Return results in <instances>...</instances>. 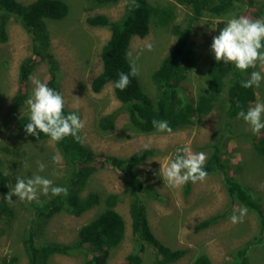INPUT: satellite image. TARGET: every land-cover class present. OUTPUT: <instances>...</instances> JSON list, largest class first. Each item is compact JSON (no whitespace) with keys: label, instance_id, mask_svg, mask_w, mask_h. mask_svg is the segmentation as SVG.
<instances>
[{"label":"rangeland","instance_id":"374dc122","mask_svg":"<svg viewBox=\"0 0 264 264\" xmlns=\"http://www.w3.org/2000/svg\"><path fill=\"white\" fill-rule=\"evenodd\" d=\"M17 1L28 4L33 0ZM62 1L68 5L67 15L59 20H47L46 26L50 51L59 65L56 81L64 97L65 107L76 112L85 124L80 132L82 142L97 155L117 157H127L148 144L154 154L140 164L135 172L161 197L160 200L144 199L154 235L173 249L186 250V255L174 264H193L201 255H206L211 264H228L239 247L259 234L258 221L253 212L247 210L242 222L232 223L230 218L233 215L239 217L242 206L229 198L219 175L213 173L207 175L203 182H190V188L185 193V184L172 188L164 182L160 167L170 159H175L177 149L185 145L190 146L194 153L203 152L208 157L212 144L223 135L221 149L231 177L244 185L254 197L264 201V156L258 155L251 142V138L256 135H253L248 124L235 117L229 121L232 135L227 136V127H222L221 102L215 103L207 115L192 118L190 125L173 130L171 134L137 132L129 123L123 105L115 99L110 83L99 93H93L90 89L91 81L101 71L100 52L110 32L105 27H91L85 20L96 15L117 20L124 13L127 0H118L116 4H101L95 0ZM152 1L172 6L175 18L169 26L151 23L145 38H132L127 57L130 64L138 69L137 78L143 92L153 98L155 90L151 75L176 40L171 27L174 24L184 26L189 13L172 0ZM254 2L260 6L264 0ZM255 12L256 7H250L247 0H242L229 14L205 17L198 22L192 37L195 67L179 84L181 97L194 102L198 93L203 91L202 81L206 77L207 63L215 60L210 47L212 39L219 34L226 21L239 16L256 19ZM7 35L8 40L0 44V170L9 175L11 190L17 177L27 179L33 175L46 177L56 186L67 173L68 165L50 139L33 142L17 127V119L29 115V110L25 102L15 107L12 101L18 91V67L23 59L32 55L31 38L16 23L7 26ZM148 44L152 45L151 51L147 50ZM250 69L264 76V66L259 63L256 68ZM46 75L47 64L39 62L31 76L45 83ZM33 87L29 80L25 88V100L31 96ZM254 90L255 100L251 106L264 102V80ZM108 114L115 115L114 128L101 131L99 120ZM162 138H166V141ZM54 156L61 158L59 162L53 161ZM38 161L46 165L43 172L38 170ZM88 191L101 197L113 193L118 195L115 209L125 222V235L120 245L111 250L108 264H122L134 249L128 212L132 196L121 175L106 168L98 169L89 178L82 194ZM43 197L39 195V199ZM11 199L13 204L6 203L12 210V216L0 217V264H26L21 235L30 219L32 202L20 201L15 195ZM101 210L102 204L77 218L65 212L55 214L44 229V239L70 243L75 239L78 229ZM209 218L215 219L209 227L195 231L198 223ZM248 259L249 264H264V234L262 244L251 245ZM84 260V253L79 252L70 256L54 255L48 264H82ZM145 260L144 264H147L148 257Z\"/></svg>","mask_w":264,"mask_h":264},{"label":"trees","instance_id":"16d2710c","mask_svg":"<svg viewBox=\"0 0 264 264\" xmlns=\"http://www.w3.org/2000/svg\"><path fill=\"white\" fill-rule=\"evenodd\" d=\"M184 7L189 13L184 26L172 25L171 32L176 40L169 52L162 58L159 66L151 75L155 95L149 97L143 92L137 76H130V83L123 90L115 89L113 83L118 73H128L132 65L128 61V50L132 38H145L150 24L169 26L175 18L174 10L169 5H159L152 0H135L139 7H133L132 0H127L124 13L117 20H109L104 15L89 16L86 23L91 27H105L110 35L100 52L101 71L91 81L90 89L99 93L111 84L115 99L123 105L128 113V120L133 129L140 133H153L156 129L152 120H166L173 130L191 124V119H198L213 110L214 104L221 102L223 107V128L227 136H231L229 121L237 117L240 101L247 110L255 100V90L242 88L241 81L250 77L251 69L241 72L234 65L224 64L216 60L207 63L206 77L202 81L204 88L194 102L180 96V82L195 67V49L192 37L198 22L205 17H220L229 14L242 0H172ZM97 3L116 4L118 0H95ZM250 7H256L255 18L264 17V3L260 6L254 0H247ZM255 4V5H254ZM68 13V5L62 0H33L28 4L17 0H0V44L8 40L7 26L11 23L20 25L31 38L32 55L22 60L18 67V91L13 97V105L20 107L25 102V88L35 67L39 62L47 64L46 84L60 92L57 84L59 65L50 51V37L46 26L47 20L62 19ZM70 110L64 107V114ZM114 114H108L99 120L101 131L114 128ZM29 122V115L17 119V127L33 142L50 139L43 133L39 139L28 135L24 129ZM80 135V133H79ZM223 135L212 144L211 152L206 159L204 170L209 174H217L225 186L232 201L253 212L258 225L259 234L254 240L246 242L234 253L228 264H249L248 251L252 244L263 243L264 234V201L254 197L239 181L233 179L224 159L221 143ZM254 150L264 156V130L251 138ZM56 149L63 156L68 171L56 185L67 187L68 195L52 196L50 193L40 199L42 204L33 201L30 204L31 216L21 235V244L27 259L26 264H48L54 255L70 256L83 252L85 260L82 264H108L111 250L117 248L125 235V222L116 211L117 194H106L101 197L95 192L82 194L89 178L98 169L117 171L130 192L129 203L130 229L134 241V249L122 264H174L186 255L185 249H173L162 243L153 233L147 218L145 198L160 200L156 189L146 185L136 174V168L154 154L152 149H141L127 157L100 156L87 147L82 140L76 141L69 136L54 142ZM1 164V161H0ZM190 182L185 184L188 192ZM12 182L9 175L0 170V217H11L12 210L4 200L11 191ZM102 204L101 210L88 223L82 225L76 237L70 243L50 242L44 239V229L55 214L65 212L72 217H80L85 212ZM214 218L198 223L195 231L209 227ZM254 241V242H253ZM193 264H211L206 255L195 259Z\"/></svg>","mask_w":264,"mask_h":264},{"label":"clouds","instance_id":"9594fccd","mask_svg":"<svg viewBox=\"0 0 264 264\" xmlns=\"http://www.w3.org/2000/svg\"><path fill=\"white\" fill-rule=\"evenodd\" d=\"M133 7H139L132 0ZM211 51L217 62L223 61L224 64L234 65L241 72L249 68H256L259 63L264 66V17L251 19L247 16L229 18L225 26L214 36L211 43ZM152 45H147V50L151 51ZM139 74L135 66L130 68L128 73H118V79L113 83L115 89L123 91L130 83V76ZM33 84L32 94L25 100L29 110V122L24 131L31 136L39 139V134L48 136L51 142H59L66 137H73L80 141L79 133L84 128V121L76 112L64 114L65 100L63 95L50 88L40 79L30 76ZM264 76L258 71H253L250 77L241 81V87L248 89L259 87ZM239 109L237 118L242 119L249 125L253 135H258L264 129V102H257L254 106L244 110L240 101L236 102ZM152 125L157 132L172 133V128L166 120H152ZM165 139L166 138H162ZM145 149L149 147L144 145ZM175 159H170L160 167V176L169 187L178 188L188 182H203L208 173L204 170L206 155L203 152L194 153L190 146L185 145L177 149ZM61 158L54 156L53 161L59 162ZM38 170L43 172L46 165L37 162ZM68 195L67 187L55 186L52 180L41 175H33L31 178H16L14 188L4 196V200L10 205L14 202L11 197L15 195L20 201L29 203L35 201L42 204L39 195L48 196ZM240 216L233 215L230 220L232 223L242 222L246 214V208H240Z\"/></svg>","mask_w":264,"mask_h":264}]
</instances>
